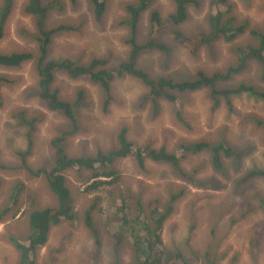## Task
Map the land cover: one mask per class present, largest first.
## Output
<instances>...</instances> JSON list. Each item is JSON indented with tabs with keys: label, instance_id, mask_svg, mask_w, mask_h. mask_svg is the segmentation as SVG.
<instances>
[{
	"label": "rangeland",
	"instance_id": "1",
	"mask_svg": "<svg viewBox=\"0 0 264 264\" xmlns=\"http://www.w3.org/2000/svg\"><path fill=\"white\" fill-rule=\"evenodd\" d=\"M26 1L13 0V11L0 40V54L31 55V60L19 67L0 66V77L12 81L2 89L3 107L0 108V211L9 202L11 189L17 184L23 185L18 204L0 221V264H17L18 253L12 240L23 241L26 245L23 238L28 235V215L55 203L45 180L31 179L22 168L21 156L32 141L26 158L28 166L34 170L50 169L55 157L51 141L69 126L62 114L50 112L37 96L38 77L34 65L40 58V51L34 41L23 36L24 32H35L33 19L22 10ZM104 1L106 11L97 21L88 0L75 3L42 0L44 5L55 3L47 13V27L68 28L52 37L46 59H70L86 65L93 59L109 58L108 68L124 62L129 51L126 42L129 30L123 24L125 7L138 0ZM212 1L195 0L196 4L188 7L187 21L179 29L188 36L207 32V19L215 7ZM219 9L238 23L247 22L249 28L264 30V0H226ZM152 10L165 18L174 6L170 0H151L137 23L139 43L148 40V15ZM160 41L169 52L142 55L139 68L152 79L181 81L195 78L199 71L213 74L235 65V46H247L251 39L245 34L233 43L217 40L194 55L166 38ZM239 84L264 91V67L249 62L245 71L230 81L217 83L215 88L223 90ZM53 88L58 90L60 98L70 103H74L79 91L84 94L77 113L79 130L65 142L70 157H92L99 150L105 152L117 147L118 131L126 127L127 139L134 145L153 149L164 147L170 153L183 156L180 166L185 172L195 173V182L189 183L178 178L172 168L163 163L147 160L140 168L128 157L111 166L121 176L111 189L112 196L129 191L141 195L146 202L158 199L162 206L171 194L182 193L163 224L161 239L165 250H179L190 259L195 253L202 256L209 252L215 264H264V210L250 198L254 192L264 196V180L254 178L241 186L238 193L235 187V181L252 169L264 171V132L247 120L251 116L264 121L263 102L241 96L231 98L229 104L220 96L219 106L214 110L207 89L178 95L176 103L153 101L141 82L122 77L112 84L113 99L106 111L101 107L99 87L88 80H71L58 73ZM17 111H25L26 117L35 122L31 139L27 127L14 118ZM198 141L224 142L243 156L239 164H236L238 158L223 157V170L217 171L209 154L185 155L180 148ZM64 175L78 215L82 216L87 208L97 204L92 213L96 232L92 235L82 221H63L51 227L45 244L32 255L35 264H114L116 258L120 259V264L132 263L134 254L128 241L115 251L113 233L119 224L108 225L106 215L101 216L102 210L114 209L111 200H107L103 192L84 193L85 187L92 182L89 180L91 173L69 170ZM244 200L251 203L249 213L245 212L248 207Z\"/></svg>",
	"mask_w": 264,
	"mask_h": 264
},
{
	"label": "trees",
	"instance_id": "2",
	"mask_svg": "<svg viewBox=\"0 0 264 264\" xmlns=\"http://www.w3.org/2000/svg\"><path fill=\"white\" fill-rule=\"evenodd\" d=\"M170 1L173 3L174 10L165 18L160 17L156 10L149 13V36L143 44L136 40L137 23L151 0H138L136 3L125 7L126 17L123 24L129 30V38L126 41L129 51L126 60L115 68H108L109 58L93 59L86 65L77 64L70 59H46L47 46L52 37L60 31L68 30V28L47 27V13L55 3L44 5L42 0H27L23 6V13L33 19L35 27L34 34L24 32L23 36L34 41L40 51V58L34 65L38 77L37 96L50 112L62 114L67 119L69 126L61 132L60 136L51 141L55 157L50 169L34 170L28 166L26 158L31 151L32 141L28 143V150L24 153V157L21 156L22 168L31 179L43 178L45 180L55 203L44 209L32 211L28 215V235L23 238L27 243L26 245L22 244L23 241L12 240L14 249L18 253L17 264H35L32 258L34 251L45 244L51 227L57 226L63 221L72 223L82 221L83 226L92 235L95 234L92 213L97 208V204L87 208L82 216L75 212L64 175L69 170L90 172L89 180H92V182L85 187L84 193L103 192L107 200H111L114 209L108 207L107 211L102 210L101 216L106 215L105 222L108 225L109 223L119 224L113 233L116 244L115 251L117 252L128 241L134 254L133 261L129 264H215L214 257L209 252H205L202 256L195 253L193 259H190L179 250L169 251L163 248L161 239L163 224L173 212V208L182 194L181 192L171 194L162 206L158 199L146 202L141 195H133L129 191L119 193L117 197L111 194V189H114L113 187L117 185L121 177L118 171L112 169L111 166L118 160H124L128 157L133 158L140 168L144 167L147 160L153 163L167 164L178 178L194 183L195 173L185 172L180 166L183 156L170 153L164 147L153 149L149 146H136L127 139L128 130L126 127H121L117 134V147L105 152L99 150L92 157H70L66 152L65 142L75 136L79 130L80 124L77 113L78 106L84 100V94L83 91H79L74 103H70L60 98L58 90L53 88L54 77L58 73L65 74L71 80H88L99 87L101 107L106 111L113 99L112 84L117 78L122 77H131L141 82L148 91V98L153 101L166 100L176 103L178 95L207 89L214 110L219 106L218 97L220 96L228 100L229 104L231 98L241 96L264 103V91H259L250 85L239 84L236 87L223 90L215 88L217 83L230 81L234 76L245 71L249 62H255L264 67V30L249 28L247 22L238 23L234 17H226L224 12L219 9V5L226 3V0H213L214 13L210 14L207 19V32L188 36L179 28L187 21L188 7L191 4H196L195 0ZM0 2L1 40L4 36L7 21L13 11V0H0ZM69 2L75 3L76 0H69ZM88 2L91 5L94 19L101 20L106 11L105 1L88 0ZM245 34L251 39L250 44L235 46L236 63L222 72L206 74L199 71L193 79L174 81L167 78L152 79L138 66L139 60L144 54L155 51L169 52V48L165 43L160 41L162 37L194 55L201 48L208 47L217 40L233 43ZM29 60H31V55L27 53L0 54L1 67L15 68ZM11 84L12 81L0 77V108L3 107L2 89ZM14 118L27 127L31 139L35 122L26 117L25 111H17ZM247 120L262 128L264 132L263 120L251 116ZM180 148L185 155L209 154L210 162L217 171L223 170V157L227 159L238 158L236 164H239L240 157L243 156L242 153L234 150L224 142L213 144L207 141H198L182 145ZM241 152L244 153V151ZM254 178L264 180V171L252 169L237 179L235 181L236 193H238L241 186H245ZM22 191L23 185L21 184H17L11 189L9 202L0 211V221L11 214L18 204V198ZM103 195L100 197L102 203ZM250 196L252 200L258 202L259 208L264 210V196L259 192H254ZM244 204L248 207L245 212L250 211L251 203L244 200ZM98 209H101V206ZM232 223L236 224V221L232 220ZM114 264H120V259L116 258Z\"/></svg>",
	"mask_w": 264,
	"mask_h": 264
},
{
	"label": "bare ground",
	"instance_id": "3",
	"mask_svg": "<svg viewBox=\"0 0 264 264\" xmlns=\"http://www.w3.org/2000/svg\"><path fill=\"white\" fill-rule=\"evenodd\" d=\"M201 30V29H200ZM206 32V31H205ZM186 35V34H185ZM143 54V53H142ZM161 69V68H160ZM87 78V77H86ZM78 101V100H77ZM67 105V104H66Z\"/></svg>",
	"mask_w": 264,
	"mask_h": 264
}]
</instances>
